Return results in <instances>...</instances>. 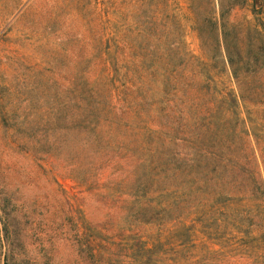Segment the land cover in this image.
I'll list each match as a JSON object with an SVG mask.
<instances>
[{"label": "trees", "instance_id": "obj_1", "mask_svg": "<svg viewBox=\"0 0 264 264\" xmlns=\"http://www.w3.org/2000/svg\"><path fill=\"white\" fill-rule=\"evenodd\" d=\"M167 5L156 50L98 56L81 85L15 119L16 153L59 191L25 206L0 166V264H54L62 249L73 264H264V0H188L202 59ZM58 177L94 190L101 216Z\"/></svg>", "mask_w": 264, "mask_h": 264}, {"label": "rangeland", "instance_id": "obj_2", "mask_svg": "<svg viewBox=\"0 0 264 264\" xmlns=\"http://www.w3.org/2000/svg\"><path fill=\"white\" fill-rule=\"evenodd\" d=\"M166 2V11L174 10L182 25L187 51L202 59L188 0H0V111L5 118L4 122L0 119V166L13 168L11 191L20 203L26 206L35 197L43 200L47 194L55 195L59 185L47 179L34 161L16 153L15 119L27 114V105L41 106L56 100L62 87L81 85L86 73L99 68L94 60L98 56L121 52L135 55L146 51L145 47L150 50L149 46L156 50L154 41L163 24L158 11ZM244 14L252 17L249 11L239 10L236 18ZM261 15L264 20V13ZM144 35L149 45L145 46ZM126 63L125 67L131 66ZM183 63L175 57L171 66ZM215 65L217 70L223 67L222 62ZM143 66L155 68L159 63L148 61ZM221 78L228 80L226 75ZM111 181L106 180L110 186ZM58 182L76 195L89 218L101 216L104 208L94 190L80 189L70 177H58ZM116 187L125 189L122 185ZM22 211L27 213L26 221L41 212L30 213L28 208ZM23 212L19 226L25 230L28 222ZM38 250L44 262L47 257L42 249ZM54 258V264H73L75 255L73 258L71 249H62Z\"/></svg>", "mask_w": 264, "mask_h": 264}]
</instances>
